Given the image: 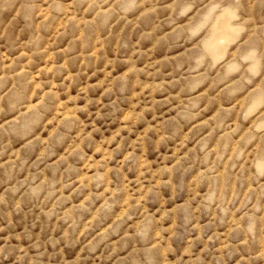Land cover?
<instances>
[{"label": "rangeland", "instance_id": "1", "mask_svg": "<svg viewBox=\"0 0 264 264\" xmlns=\"http://www.w3.org/2000/svg\"><path fill=\"white\" fill-rule=\"evenodd\" d=\"M0 264H264V0H0Z\"/></svg>", "mask_w": 264, "mask_h": 264}]
</instances>
